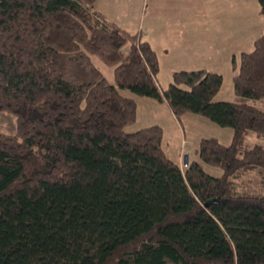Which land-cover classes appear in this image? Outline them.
Instances as JSON below:
<instances>
[{"label":"trees","instance_id":"16d2710c","mask_svg":"<svg viewBox=\"0 0 264 264\" xmlns=\"http://www.w3.org/2000/svg\"><path fill=\"white\" fill-rule=\"evenodd\" d=\"M96 1L0 0V111L17 125L0 132V264H264V195L233 182L264 170V145L247 141L264 138V108L215 100L224 77L206 68L162 89L157 51ZM234 70L236 95L264 98V32ZM125 90L230 127L232 140L202 138L184 171L162 126L126 131L137 101Z\"/></svg>","mask_w":264,"mask_h":264},{"label":"rangeland","instance_id":"374dc122","mask_svg":"<svg viewBox=\"0 0 264 264\" xmlns=\"http://www.w3.org/2000/svg\"><path fill=\"white\" fill-rule=\"evenodd\" d=\"M116 4L117 14H124L127 19L125 28L132 34L138 35L143 41L151 43L161 62V72L158 76L160 87L167 88L172 73L185 69H208L214 71L218 69L223 73V86L218 94L219 100L240 102L247 100L264 108V98L260 100L245 99L235 94L234 91V60L231 54L230 59L223 63L220 53L216 50L208 51L213 48L207 46V51L194 50L198 41L208 42L209 36L208 20L205 14H233L232 1L214 0H113ZM259 4V3H257ZM241 40L238 35L232 44V52H237L236 62H240L243 51H252L254 41L264 32V15L261 13L260 5H255L253 1L242 0L241 3ZM127 17V18H126ZM130 20V21H129ZM213 23L215 20H212ZM231 24V22L229 23ZM228 24V25H229ZM236 25L238 21L236 20ZM194 29L192 36L185 38L186 31ZM192 29V30H193ZM212 35V34H211ZM195 41V44L191 42ZM130 44L124 47L128 53ZM182 49V50H181ZM186 49V50H184ZM94 64L103 72L111 84H115V69L105 63L99 56L92 55ZM125 96L132 97L137 101V119L132 125L126 127L127 132H136L142 128L160 125L163 127L164 146L168 156L185 171L188 164L193 160L189 158L187 164L183 157V152L193 153L195 140L199 135H207L220 138L224 144H228L231 138H224V130H233L230 127H221L206 117L189 114L177 117L170 107L163 101H158L151 97H140L129 90L124 91ZM174 114V115H172ZM199 120H207L210 124H215L216 131H211L210 126L202 124L201 121L191 119L195 116ZM177 117V118H176ZM16 119L7 112L0 111V132L15 133ZM186 131V132H185ZM206 133V134H205ZM247 141L250 144H263L264 138L256 134H249ZM201 162V161H200ZM208 172L214 176H220L222 170L205 165ZM234 189L237 193L249 196L264 195V170L258 167L233 178Z\"/></svg>","mask_w":264,"mask_h":264},{"label":"crops","instance_id":"0c3cea01","mask_svg":"<svg viewBox=\"0 0 264 264\" xmlns=\"http://www.w3.org/2000/svg\"><path fill=\"white\" fill-rule=\"evenodd\" d=\"M212 1H214V0H207V2H212ZM222 1L224 2L225 0H222ZM231 1L233 3L234 9H236V3L238 4V6H237L238 9H237V11L234 10L233 14H205V18H207L208 25H209L208 31H209V36H211V38L209 39L210 41H208V42L198 41L195 44V41L191 40V42H193V44H195L194 50L207 51L208 48L206 45H211L213 48L208 49V51H212V50L215 51L216 50L218 53H220V59L223 63H226L230 59L231 54L233 55V57L236 60H238L237 59V52L236 51L234 53L232 52V44L234 43L233 41L236 40V35H238L239 41L242 38L241 29H240L241 18H242V16H241L242 0H230V2ZM250 1H253L255 3V5H259V4H257V3H259L258 0H250ZM93 10L96 12V14H99L100 16H102V19L106 23L117 24V25L121 26L122 28L126 29L125 23L127 22V19H125L123 17L124 14L114 13V11L116 12L117 9H116V4H114L113 0H97L95 2V4L93 5ZM213 19L215 20L214 23L212 21ZM236 20L238 21V25H236ZM230 22H231V24H229ZM192 29L193 28H190V30L183 33L185 38H188V37L192 36L193 33H195L194 29L193 30ZM184 50H186V49H184ZM185 70H192V69H185ZM214 72L223 74L218 69H215ZM235 72L236 71H234V74H235ZM172 78H173V73H172V76H171L169 83H171ZM163 89H165V88H163ZM215 100L220 101L218 99V95L216 96ZM163 102L166 103V105H168V103L166 101H163ZM172 115H174V114H172ZM186 115H189V114H186ZM197 115L191 116L192 117L191 119H193L195 121H199V122L201 121L202 124L210 126L211 131H216L217 126L215 124H210L211 122L209 123V122H207V120H203V119L199 120V118L196 117ZM224 131L226 133L223 137L224 138H231V140H232V136H233L234 131L233 130H224ZM209 135L210 134H207V135L202 134L196 138L195 148H194V151L191 155H190V153L183 152L182 155L184 157L185 164H187V160L190 157L193 158L192 161H198V162L201 161L199 155L196 153V150L199 148V145H200L202 138L213 137V136H209ZM218 139L221 141L220 138H218ZM221 142L225 143L224 141H221ZM181 168L183 169V167H181Z\"/></svg>","mask_w":264,"mask_h":264}]
</instances>
